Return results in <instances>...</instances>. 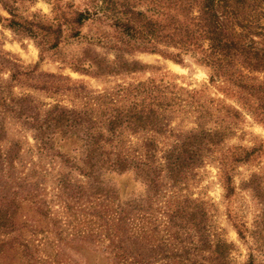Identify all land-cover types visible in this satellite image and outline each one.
<instances>
[{"label":"trees","instance_id":"1","mask_svg":"<svg viewBox=\"0 0 264 264\" xmlns=\"http://www.w3.org/2000/svg\"><path fill=\"white\" fill-rule=\"evenodd\" d=\"M244 3L245 0H85L70 19L64 7L53 6L54 23L38 28L44 36L54 40L45 51L58 50L66 37L86 43L83 57L71 63L73 70L85 75L106 77L148 69L147 65L128 60V56L137 52L165 55L176 62L183 61V54H193L212 70L211 82L224 80L254 95L257 89L245 85V78L240 74L243 68L264 71V43L255 40L259 35L264 37V33L254 31L241 20L240 5ZM88 24L95 27L96 33L84 36L81 29ZM15 25L19 23L13 19L10 26ZM95 48L105 51V55L95 52ZM165 49H175L178 54H165ZM109 54H113V61L108 59ZM7 56L10 55L0 58V66L11 64ZM41 76L46 79L43 88L33 86L35 90H50L53 94L72 91L62 84L70 82L69 77ZM79 89L84 91L82 87ZM259 89L263 92L256 110L258 117L264 120V88ZM194 98L190 94L184 98L175 86L149 81L122 85L112 93L89 98L87 106L90 107L85 110L57 103L43 112L41 105L30 96L18 99L19 105L11 110L15 118L34 132L40 151L60 159L67 169L86 180L74 182L70 173H62L58 179L59 200L70 210L91 206L89 215L95 225L103 228L110 248L117 252L113 264L154 263L156 247L140 245L143 240L140 225L156 224L161 220L160 215L167 219L169 237L171 235L181 245L191 246L185 250V255L193 264H215L232 251V244L222 239L212 240L214 235L207 225L209 216L204 202L173 193L176 195L173 199L157 207L163 191L180 188L194 179L197 170L205 165L211 153L219 150L225 139L221 130L206 129V124L212 120V106L197 103L192 108L190 102ZM187 108H192L197 128L175 134L177 141L161 157L163 163L158 158L160 147L154 140H146L142 151L132 150L123 141L126 133L157 136L172 133V121L180 113L186 114ZM234 112V117H239L240 114ZM6 138L7 131L0 123V166L4 161L14 166L17 146H10L3 154L2 143ZM248 156L236 162L248 161ZM220 163L228 170L226 158ZM166 177L167 183L164 182ZM225 180L231 196L235 188L229 170ZM41 182V179L29 180V193L25 198L36 199ZM255 183L253 178L248 184ZM253 188L259 190V186ZM21 194L13 180L0 176V234L18 231L16 217L20 204L17 200ZM35 203L38 208L45 206L42 202ZM154 226L156 231L159 225ZM174 228L176 232L170 233ZM263 230L259 224L253 232L257 241L248 264H256L255 250L262 253ZM102 232L92 231L90 237L97 239ZM238 234L245 240L242 229ZM84 239L87 238L83 237L78 243L91 244ZM4 246L0 242V253ZM206 252L211 255L208 259L203 255Z\"/></svg>","mask_w":264,"mask_h":264},{"label":"rangeland","instance_id":"2","mask_svg":"<svg viewBox=\"0 0 264 264\" xmlns=\"http://www.w3.org/2000/svg\"><path fill=\"white\" fill-rule=\"evenodd\" d=\"M84 1L0 0V58L9 54L5 58L11 62L0 66V123L7 131L2 153L5 154L12 145L17 146L18 153L14 166L5 161L1 163L0 176L4 180H13L22 192L17 200L20 204L16 217L18 231L0 234V242L5 245L0 253V264H113L117 253L110 248L103 228L95 225V220L89 215L90 205L70 210L59 200L58 179L62 173H70L74 182L86 180L67 169L60 159L40 151L34 132L11 112L13 107L19 105L17 100L30 96L41 105L43 112L57 103L85 110L90 107L87 106L89 98L112 93L122 85L149 81L175 86L184 98L188 94L195 96L190 102L192 108L197 103L212 106V120L206 124V129L221 130L225 135L219 150L209 155L205 165L197 170L196 177H190V181L180 188H166L157 207H163L166 200L173 199L176 196L173 193L204 202L209 216L207 225L214 235L212 240L222 239L233 245L232 251L225 253L221 257L222 262L220 260L218 263L248 264L257 238H253L256 235L253 232H256L259 224L264 229V223L261 224L264 220V120L258 117L256 110L263 92L259 88H264V71L243 68L240 74L245 78V85L257 89L254 95L224 80L211 82L212 70L202 65L193 54H183V61L176 62L165 55L137 52L128 56V60L147 65L148 69L106 77L76 72L71 68V63L83 57L87 44L66 37L58 50L45 51L54 40L44 36L38 26L54 23L53 6L60 4L64 7L70 19ZM240 16L254 31L264 33L263 1L245 0L240 5ZM13 19L20 26H10ZM65 29L67 31V26ZM81 31L84 36L96 33L95 27L89 24ZM255 40L264 43L261 35ZM94 50L105 55L101 49ZM170 53L177 55L178 51L165 49V54ZM108 59L113 61V54H109ZM16 72L17 77H14ZM41 74L69 77L71 81L62 84L72 91L53 94L50 90H35L33 86L41 89L46 80ZM192 108H187L189 111L186 114L180 113L172 121L170 130L173 132L166 136L126 133L123 141L132 150L142 151L146 140H154L160 147L158 158L163 163L161 157L176 143L177 135L197 128ZM234 111L240 114L239 117H234ZM247 155L248 161L236 162V159H245ZM225 158L235 188L231 196L228 195L225 180L228 170L220 163ZM253 178L256 183L249 186ZM37 179L42 181L41 190L36 199L29 200L25 198L29 193V180ZM164 182H168L167 177ZM257 186L259 190L254 191L253 187ZM35 201L45 206L38 208ZM160 216L161 220L156 224L145 222L140 225L141 230L143 228L140 245L156 247L157 259L152 264H193L185 255V250L191 246L181 245L171 235L169 237L167 219ZM154 225H159L156 231ZM239 229L244 231L245 240L239 236ZM176 230L174 228L170 233ZM92 231H103L102 236L97 239L90 237ZM83 237L91 244L80 245L78 242ZM203 255L207 259L211 257L207 252ZM254 256L256 264H264V248L262 253L255 250Z\"/></svg>","mask_w":264,"mask_h":264}]
</instances>
